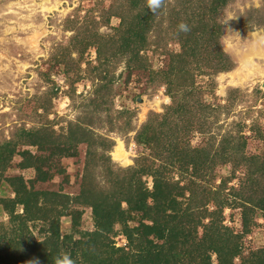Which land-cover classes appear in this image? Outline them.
<instances>
[{
	"label": "rangeland",
	"instance_id": "1",
	"mask_svg": "<svg viewBox=\"0 0 264 264\" xmlns=\"http://www.w3.org/2000/svg\"><path fill=\"white\" fill-rule=\"evenodd\" d=\"M141 9L152 17L137 30ZM0 147L12 149L0 200L14 199L4 179L33 200L28 213L0 203V264L21 263L26 245L11 241L40 248L55 231L58 241L92 231L85 193L111 203L154 179L169 184L163 217L196 246L179 258L221 264L208 246L226 242L233 264L260 253L264 0H165L156 13L147 0H0ZM126 212L135 227L141 212ZM111 231L88 244L91 261L133 250L119 224Z\"/></svg>",
	"mask_w": 264,
	"mask_h": 264
},
{
	"label": "trees",
	"instance_id": "2",
	"mask_svg": "<svg viewBox=\"0 0 264 264\" xmlns=\"http://www.w3.org/2000/svg\"><path fill=\"white\" fill-rule=\"evenodd\" d=\"M139 7L142 8L138 5V8ZM139 12L141 16L139 17L138 13H136L135 22L138 27L137 30H142L146 28L145 24L147 23V19H150L152 16L151 14L148 15L144 9L139 10ZM174 108L178 110V105H175ZM30 144L35 143L31 142ZM11 152L12 149L9 148L6 149L4 153L3 148L1 149L0 147V180L2 178V170L5 168ZM212 163L213 162H211V164ZM197 168L198 166L196 165L194 170L191 171V174L196 172ZM35 169L37 170L38 181H42L43 177L39 175V168L35 167ZM4 180L11 187L14 199H9L5 202L0 200V203L6 204V202L17 200L14 202L19 203L23 211L25 210V212L28 213V208H30L33 200L30 201V199H26V197L24 198L21 195L20 192L23 190L22 185L19 187L13 180ZM168 185L169 184L164 181L157 182L154 179L152 181L151 191H145V189L141 190L140 187H137L135 193L127 191L126 197L118 198L117 200L114 199L111 203H106L105 199L101 198L99 195L93 196L88 193H83V202L89 204L91 215L93 216L94 229L92 231L83 232L81 238L72 241L70 237H62V240L58 241L57 231H55L54 239L50 240L51 237H48L39 242L41 245L40 248H36L34 243H30L28 240L24 239L15 242L11 241L10 248L14 251H18L22 243L26 245L20 250V253H18V257L22 260L21 263L18 262L17 264H55L56 258L63 252L69 254L73 264H87L88 262L89 264H106L104 262L106 259H93V261H91L88 258L87 252L93 249L89 245L94 246L99 237L112 232L111 230L115 223L122 227V233L125 236L127 246L133 248V250L131 249L127 251V253L122 252L119 248L117 249L120 251L118 255V264H195L192 258H188V260L179 258V256H186L194 251L196 247L194 242H190L189 245L192 249H189L188 246H186L187 242L184 240L183 227L177 225L178 222L172 224L170 220L165 219L162 215L165 211L166 203H169L172 198L169 194ZM147 198L151 199V203L146 201ZM121 202L126 204V209L120 207ZM259 206L261 211L264 212V198H259ZM126 210L141 212V220L135 227H127L126 218H128L129 212H126ZM46 211L47 209H44L41 215ZM170 217H174V215L170 214ZM23 218L26 217L22 216V220ZM142 219L146 220L148 223L142 221ZM241 221L243 227H245L246 220L244 216L241 217ZM243 230L246 231L245 228ZM133 232L136 233V237L132 235ZM110 244V242L103 243L102 246L104 249L112 250L113 248ZM198 244H200V241H198ZM6 246H9L7 242ZM234 246L235 245L231 248L226 242L223 245L219 244V246L213 243L208 247L214 252L219 263L233 264L232 256L237 252ZM199 247H201V245H199ZM208 247H205V249L207 250ZM95 249H97V244ZM257 252L260 253L257 254L253 252L237 264H264V249ZM2 261L3 260L0 258V263ZM202 264H212L209 261L208 255L204 256Z\"/></svg>",
	"mask_w": 264,
	"mask_h": 264
},
{
	"label": "clouds",
	"instance_id": "3",
	"mask_svg": "<svg viewBox=\"0 0 264 264\" xmlns=\"http://www.w3.org/2000/svg\"><path fill=\"white\" fill-rule=\"evenodd\" d=\"M165 5V0H147V6L150 11L153 13H156L158 10L163 8ZM180 30L182 31H188V27L186 24L181 23L179 25ZM55 264H73V261L70 259V256L68 253L63 252L58 256L55 260Z\"/></svg>",
	"mask_w": 264,
	"mask_h": 264
},
{
	"label": "bare ground",
	"instance_id": "4",
	"mask_svg": "<svg viewBox=\"0 0 264 264\" xmlns=\"http://www.w3.org/2000/svg\"><path fill=\"white\" fill-rule=\"evenodd\" d=\"M258 49H259L258 47H255L254 50L251 52V54L254 53L256 56L261 55L263 53V51H261V47L259 49L260 51H258ZM249 55L250 54H248L247 56ZM251 59H252V56L250 55V57H246V59L242 61L244 67H247L249 64H251ZM113 158L115 160L122 161L123 163L127 161V159L125 158V152L122 149L120 144L115 148L113 152Z\"/></svg>",
	"mask_w": 264,
	"mask_h": 264
}]
</instances>
